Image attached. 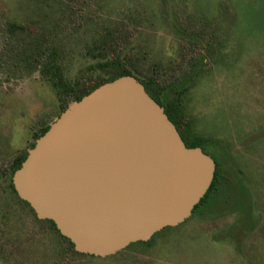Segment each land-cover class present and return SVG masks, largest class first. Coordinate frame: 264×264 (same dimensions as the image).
<instances>
[{"label": "rangeland", "instance_id": "obj_1", "mask_svg": "<svg viewBox=\"0 0 264 264\" xmlns=\"http://www.w3.org/2000/svg\"><path fill=\"white\" fill-rule=\"evenodd\" d=\"M10 22L22 26L15 34L24 44L52 43L69 79L96 63L88 51L107 31L127 37L144 68L180 59L186 43L177 27L200 24L212 33L213 51L181 97L182 114L205 150L219 151L238 172L235 185L252 210L194 214L159 230L151 247L77 256L63 253L49 226L1 189L0 264H264V0H0V51ZM58 105L38 71H0V164L29 149Z\"/></svg>", "mask_w": 264, "mask_h": 264}, {"label": "water", "instance_id": "obj_2", "mask_svg": "<svg viewBox=\"0 0 264 264\" xmlns=\"http://www.w3.org/2000/svg\"><path fill=\"white\" fill-rule=\"evenodd\" d=\"M27 152L12 175L18 197L100 257L184 222L215 170L133 75L71 102Z\"/></svg>", "mask_w": 264, "mask_h": 264}, {"label": "trees", "instance_id": "obj_3", "mask_svg": "<svg viewBox=\"0 0 264 264\" xmlns=\"http://www.w3.org/2000/svg\"><path fill=\"white\" fill-rule=\"evenodd\" d=\"M5 29L11 34L10 36L3 35L0 71L8 75L38 71L41 78L53 89L58 100L59 105L55 117L71 102L79 100L97 86L122 75H133L144 85L146 92L164 108L185 145L201 147L215 161L211 184L204 196L194 206L191 215L217 218L231 212H250L252 210L250 195L244 194L245 188L238 189L235 185V183L241 184L242 182L238 172L227 165L225 157L219 151L209 153L205 150V140L199 135L191 133L190 121L182 114L181 97L194 83L203 66L206 65L207 57L213 51L212 33L204 30L200 24L187 28L177 27L176 31L179 37L186 44L180 52V59L165 67L150 64L144 68L140 56L136 54L130 40L127 37L124 38L119 32L107 31V34L105 33L99 39L98 44H93L88 51V54L97 60L96 63L88 65L84 73L73 79L64 75L62 64L59 61V53L52 43L36 40L26 45L21 36L15 34L22 29V26L10 22L7 23ZM52 121L53 119L46 120L45 118L40 120L29 148L34 146L36 139L49 128ZM27 153V150L20 152L8 163L0 164V190H9L11 195L25 205L39 222L47 224L63 243V253L77 256L90 255L77 252L71 240L60 234L53 220L38 219L29 203L18 197L12 183V175L20 167ZM242 203V206H238ZM170 228L173 227H164L159 232ZM248 229H251V226H248ZM159 232L153 234L148 241L133 242L121 251L135 245L151 247L155 241V235ZM230 233L231 237H234L232 231Z\"/></svg>", "mask_w": 264, "mask_h": 264}, {"label": "flooded vegetation", "instance_id": "obj_4", "mask_svg": "<svg viewBox=\"0 0 264 264\" xmlns=\"http://www.w3.org/2000/svg\"><path fill=\"white\" fill-rule=\"evenodd\" d=\"M192 214V213H191ZM191 216V215H190Z\"/></svg>", "mask_w": 264, "mask_h": 264}]
</instances>
